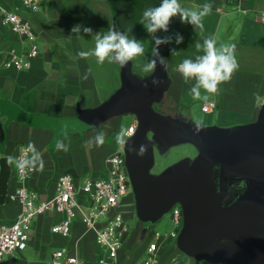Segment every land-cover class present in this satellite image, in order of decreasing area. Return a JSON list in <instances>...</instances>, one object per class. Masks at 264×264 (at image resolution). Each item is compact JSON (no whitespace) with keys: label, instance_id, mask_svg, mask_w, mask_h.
Instances as JSON below:
<instances>
[{"label":"crops","instance_id":"0c3cea01","mask_svg":"<svg viewBox=\"0 0 264 264\" xmlns=\"http://www.w3.org/2000/svg\"><path fill=\"white\" fill-rule=\"evenodd\" d=\"M36 1L37 7L32 8L22 0H0V5L32 22L40 48L28 70L0 66V157H18L21 148L32 142L45 167L34 170L26 184L46 199L56 194L63 173H70L79 185L87 177H106V158L121 150L130 181L125 209L131 224L119 264H144L146 247L159 231L156 226L174 208L181 210V220L165 232L176 231V236L162 241L159 264H247L239 252L219 241L203 237L189 242L186 233L196 218L229 227L251 208L264 227V21L259 18L264 0H179L195 10L211 3L212 11L203 18L202 29L181 23L177 16L167 33H156L160 38L171 35L173 40L159 46L166 67L158 64L153 74L141 70L152 58L154 41L139 22L143 11L159 6L161 0ZM76 24L91 27L93 33L106 31L109 25L127 32L144 42L145 56L123 68L97 64L95 58H75L94 47L91 35L81 31V38L71 32ZM0 32L5 49H22L26 43L3 25ZM176 33L183 36L180 44L175 42ZM208 37L217 46L235 44L239 68L229 82L219 85L218 93L201 90L208 99L194 100L189 89L195 81L184 83L178 69L184 59L203 54L195 42L203 43ZM172 49H176L173 55ZM154 77L165 86L159 99L148 101V94L158 87L151 83ZM210 99L218 107L204 111ZM135 122L134 136L128 137V144L118 145L116 132L121 126L128 130ZM97 131L105 133L99 147L91 139ZM60 140L69 145L67 151L56 150ZM142 144L147 145L143 157L128 151L129 147L138 151ZM16 185L12 163L9 191ZM20 208L9 200L1 203L0 224L11 222ZM65 217L58 211L38 216L28 246L8 255L6 263L50 264L53 252L63 250L85 264H99L105 250L97 243L95 231L83 222L81 209L76 210L69 235L52 231V225Z\"/></svg>","mask_w":264,"mask_h":264},{"label":"built area","instance_id":"2783aa9c","mask_svg":"<svg viewBox=\"0 0 264 264\" xmlns=\"http://www.w3.org/2000/svg\"><path fill=\"white\" fill-rule=\"evenodd\" d=\"M32 8L37 7L36 0H22ZM242 10V8H240ZM264 21V11L260 17ZM0 25L9 28L26 42L22 49L12 47L5 49L4 35L0 32V66L16 70H28L33 59L40 53L38 34L32 22L18 11L0 5ZM218 107L215 99L208 100L203 109L212 112ZM138 123L128 128L129 136H134ZM23 146L18 157L26 155ZM109 166L108 175L100 178H86L81 185L76 183L70 173H63L58 178L57 192L50 198L43 199L26 184L34 170L17 171V185L9 191L8 200L18 203L20 211L11 222L0 224V264H7L6 255H12L25 249L30 241L34 220L49 211L66 213L61 222L52 225V231L67 236L71 233L76 210H82L83 222L93 229L97 243L104 248L105 255L99 264H119V254L130 224L126 220L125 198L130 188V181L125 170V157L121 150L106 158ZM1 172V166H0ZM82 195L83 199L78 197ZM173 218L180 222V209L174 208ZM176 236V231L162 233L156 231L154 238L146 247L144 264H159L162 241ZM50 264H85L77 255H66L63 250L53 252Z\"/></svg>","mask_w":264,"mask_h":264},{"label":"clouds","instance_id":"9594fccd","mask_svg":"<svg viewBox=\"0 0 264 264\" xmlns=\"http://www.w3.org/2000/svg\"><path fill=\"white\" fill-rule=\"evenodd\" d=\"M212 11L211 3H204L199 10L186 8L181 5L179 0H161L159 6L149 7L143 11L141 23L146 29L147 33L154 41L151 54L152 58L147 59L141 70L147 74H153L157 69L158 64L166 67V60L159 54V46L162 44L172 43L173 36L168 35L160 38L156 35L158 31L167 33L169 25L173 17H179L181 23L191 24L194 29L203 28L202 20ZM81 31L84 34L92 36L94 47L87 51H80L75 58H95L97 64H118L121 68L125 67L130 61L136 58L145 56L146 50L144 42L137 40L135 37H129L127 32L118 31L113 26L108 29L93 33L91 27H85L81 24H76L72 27L71 32L81 36ZM176 44L183 42V36L179 33L175 34ZM195 48L203 54L197 55L194 59L186 58L179 66V72L182 75L184 83L188 84L195 81L189 89V95L194 100H207L208 95H202L201 90L205 93L216 94L220 91L219 85L229 82L233 74L238 70L239 64L236 58L235 44H221L217 46V41L208 37L203 40V43L196 41ZM172 55L176 49H172ZM91 69H89L90 73ZM86 73L83 79H87ZM153 86H159L162 81L154 77L151 80ZM147 89L148 84L142 85ZM129 133L123 126L115 134V142L118 145L128 144ZM96 146H101L105 142V133L97 131L95 136L91 138ZM56 150L67 151L68 144L63 140L57 141ZM128 151L143 157L147 152V145H140L139 150L135 147H129ZM26 155L20 157L9 156L7 163H15L17 169L21 172L25 170L43 171L45 161L42 153L35 147L32 142H29L24 149ZM224 241H221L223 243Z\"/></svg>","mask_w":264,"mask_h":264},{"label":"water","instance_id":"95a60500","mask_svg":"<svg viewBox=\"0 0 264 264\" xmlns=\"http://www.w3.org/2000/svg\"><path fill=\"white\" fill-rule=\"evenodd\" d=\"M127 83L128 74L125 76L126 86ZM164 86L165 82H162L156 90L148 94V101L154 98L159 99ZM175 127L186 129L177 125ZM8 157H0V204L6 203L8 200L9 182L12 173V164L7 163ZM186 237L189 242H194L203 237L212 241L217 240L220 243L224 241L221 244L239 252L247 264H264V227L258 222L254 208H251L238 223L229 227L223 226L212 219L196 218L188 227ZM30 264L47 263L34 261Z\"/></svg>","mask_w":264,"mask_h":264},{"label":"rangeland","instance_id":"374dc122","mask_svg":"<svg viewBox=\"0 0 264 264\" xmlns=\"http://www.w3.org/2000/svg\"><path fill=\"white\" fill-rule=\"evenodd\" d=\"M172 158V156H171ZM145 176L143 175V181H145ZM88 178V177H87ZM181 211V210H180ZM173 211L172 213H169L168 216H166L157 226H156V229L159 230L160 232L162 233H165V232H168L170 231L172 228H175V223H174V220H173ZM126 220L128 221L129 224H131V218L127 216V213H126ZM181 220V219H180ZM17 252V251H16ZM8 255L5 256V260L7 258Z\"/></svg>","mask_w":264,"mask_h":264}]
</instances>
